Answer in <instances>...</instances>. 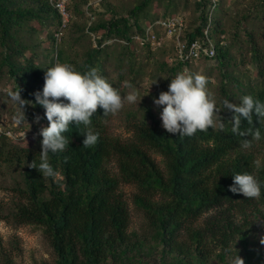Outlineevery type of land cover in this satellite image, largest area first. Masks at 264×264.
Listing matches in <instances>:
<instances>
[{
    "label": "trees",
    "instance_id": "16d2710c",
    "mask_svg": "<svg viewBox=\"0 0 264 264\" xmlns=\"http://www.w3.org/2000/svg\"><path fill=\"white\" fill-rule=\"evenodd\" d=\"M149 1L132 9L129 17H137ZM81 2L91 9L95 6L90 0H72L68 6L71 17L72 7L76 10ZM101 4L111 18L93 23L88 28L90 32L101 30L128 42L133 29L145 35L139 23L120 15L119 5L108 0ZM211 5V0L197 3L201 24L189 31L186 20L183 39L204 36ZM211 18L210 38L217 47L214 59L222 65L229 64L226 41L218 37L225 34L223 25ZM248 18L247 14L242 15L243 20ZM46 20L55 21L57 33L62 20L49 0H0V73L8 68L14 90L26 101L24 108L29 115L46 120L44 109L35 102V93L42 92L45 72L57 62L72 64L81 72L95 68L120 92L126 90L122 80L116 82L103 67L98 57L101 40L98 48L88 51L90 55L82 60L68 57L64 50H58L55 58L43 66L35 58H27L25 51L31 45L21 41L20 33L36 31L32 24H44ZM73 25L71 18L64 33ZM249 38L252 57L263 80L261 86L250 84L242 96L253 95L264 101V33L257 37L251 32ZM169 41L174 50L173 40ZM52 42L59 43L56 36ZM144 47L153 50L149 43ZM200 60L210 59L196 61ZM191 63L185 65L175 55L172 63L165 65L174 78ZM239 104L240 101L235 105ZM142 109L128 115L133 132L129 141L110 135L112 115L104 117L99 107L90 125L98 133L95 145L83 147L84 126L70 125L64 133L68 138L66 149L48 156L57 172L54 177H42L28 166L35 158L39 163L41 146L21 148L12 143L6 132L0 133V175L11 178L16 196L10 204L0 203V219L42 227L56 254V264H231L236 257L243 260L242 264H264V159L261 161L251 150L264 139L252 140L250 146L242 147V138L231 131L233 111L230 117L222 118L226 124L223 132L217 123L214 129L180 137L168 133L150 108ZM253 126L260 127L264 134V124L259 125L255 114ZM248 127L242 121V128ZM152 153L162 156L164 168ZM113 159L117 174L108 167ZM237 172L256 176L262 185L258 198L248 199L229 190L233 185L231 175ZM122 184L138 189L134 202L148 224V231L142 236L129 231L131 216ZM0 264H15L1 237Z\"/></svg>",
    "mask_w": 264,
    "mask_h": 264
},
{
    "label": "rangeland",
    "instance_id": "374dc122",
    "mask_svg": "<svg viewBox=\"0 0 264 264\" xmlns=\"http://www.w3.org/2000/svg\"><path fill=\"white\" fill-rule=\"evenodd\" d=\"M102 1L90 0L91 4L96 6H94L96 10L91 9L84 2L78 3L77 11L72 7L71 18L75 25L64 33L63 38L61 37L56 45L52 42L57 28L54 20H46L44 24L36 22L32 24L36 27V31L23 30L20 36L26 46L31 45V48L25 51L26 57L35 58L41 66L50 63L58 50H64L70 58L85 59L90 55L91 50L98 48L101 40L102 46L98 50L100 51L98 57L105 71L116 82L119 79L122 80L121 82L128 81L138 91L139 97L143 98L140 104L138 100L136 104L125 105L116 115H112L109 121L110 135L122 141H129L133 137L128 117L130 112L150 108L160 119L161 109L154 105L153 98H158L161 92L168 90L170 79L173 77L169 75V68L165 64H171L175 54L163 32L158 34L162 46L151 51L141 44L136 29L130 32L132 37L130 42L107 36L101 30L90 32L88 28L93 23L97 24L99 20L111 18V13L106 11L107 8L101 4ZM108 1L119 5L120 15L129 17L131 10L146 0ZM200 1L150 0L137 17L129 18L132 23L136 21L145 28L154 21L180 14L187 20L189 31H193L201 24V11L197 8V3ZM212 14L213 18L223 25L225 34L218 37L226 41L224 45H227L230 62L222 65L218 59L200 60L191 63L186 72L201 74L208 79L207 88L215 97L217 107L221 110L217 115L222 119L231 116V110L223 109V100L227 99L235 105L250 84L261 86L263 78L252 57L253 46L249 35L253 32L258 37L264 33V0H218V5ZM244 14L249 18L243 20ZM84 25L87 27L83 31ZM80 26L81 29L78 30L77 27ZM14 89V81L8 75V68L4 67L0 73L1 129L10 133L12 143L21 148H40L39 133L41 128L48 126V121L41 116L29 115L24 106L22 109L13 99L18 94ZM131 90L126 88L120 93L124 95ZM37 117H40L39 122ZM219 119L217 117L218 124ZM251 150L261 161L264 159V142H258ZM152 156L161 168L165 167L160 154L152 153ZM108 167L113 173H118L114 159ZM12 185L9 176L0 175V203L10 204L15 199ZM121 191L130 211L129 231L141 236L146 234L148 224L145 214L134 202V196L138 192L137 187L122 184ZM0 237L6 250L11 251L15 264H56V254L51 242L40 226L17 225L0 219Z\"/></svg>",
    "mask_w": 264,
    "mask_h": 264
},
{
    "label": "clouds",
    "instance_id": "9594fccd",
    "mask_svg": "<svg viewBox=\"0 0 264 264\" xmlns=\"http://www.w3.org/2000/svg\"><path fill=\"white\" fill-rule=\"evenodd\" d=\"M207 84L208 79L201 74L180 72L170 79L167 91L161 92L158 98H153L154 105L161 109L162 127L168 133L192 137L198 131L214 129L217 117L220 118L221 132L225 130L226 124L217 115L221 110L217 107L215 97L209 92ZM123 86L132 90L121 95L120 90L113 87L106 77L99 75L95 68L81 72L66 62L47 68L44 87L42 92L35 93V102L44 109L48 126L41 128L39 133L42 137L39 163H36L35 158L28 166L36 169L42 177L56 176L57 172L50 165L48 156L50 153L55 154L66 149L68 138L64 133L73 123L76 127L84 126L83 147L95 145L98 133H95L90 125L98 107L103 109L104 117H107L116 115L125 105L136 104L138 100L140 104L143 99L128 81H124ZM13 99L23 109L26 101L21 99L20 93ZM239 101V105H234L227 99L222 103L223 109L235 113L231 131L233 135L242 138L241 146L246 148L252 140L264 139L260 127L253 126L254 114L258 117L259 125L264 124V101L253 95H244ZM36 119L39 122L40 117ZM242 121H246L250 127L242 128ZM231 176V192L242 194L248 199L261 195L262 185L254 174L237 172ZM242 261L240 257H236L231 264H242Z\"/></svg>",
    "mask_w": 264,
    "mask_h": 264
},
{
    "label": "built area",
    "instance_id": "2783aa9c",
    "mask_svg": "<svg viewBox=\"0 0 264 264\" xmlns=\"http://www.w3.org/2000/svg\"><path fill=\"white\" fill-rule=\"evenodd\" d=\"M50 4L59 12L61 17V25L56 33L57 41L64 35L65 29L71 20L69 4L72 0H49ZM209 25L204 31V36L194 40L183 39L184 31L187 27L186 19L183 15H174L154 21L152 24L144 28L145 35L137 33V37L141 44L145 46L150 44L153 48L162 46V40L158 37L159 32H163L168 40H173L176 58L187 65L201 58L213 60L217 56L216 42L210 38L209 28L212 25V12L217 7L218 0H211ZM188 67H185L186 72ZM0 133H3L0 125ZM10 136V133H6Z\"/></svg>",
    "mask_w": 264,
    "mask_h": 264
}]
</instances>
